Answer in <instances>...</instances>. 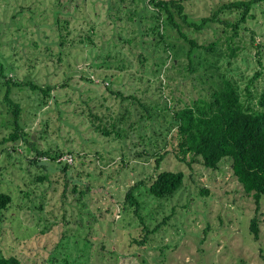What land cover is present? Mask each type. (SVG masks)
<instances>
[{
  "label": "rangeland",
  "instance_id": "rangeland-1",
  "mask_svg": "<svg viewBox=\"0 0 264 264\" xmlns=\"http://www.w3.org/2000/svg\"><path fill=\"white\" fill-rule=\"evenodd\" d=\"M229 1L184 0L190 17L200 23ZM148 2L0 0L1 57L14 63L20 80L57 86L55 98L45 99L37 91L15 90L14 98L24 107V126L39 147L74 157L69 172L61 156L50 161L53 170L41 181L37 177L46 169L29 161L36 155L26 150L28 144L20 143L12 156L0 149V191L13 198L0 210V255H17L22 264H264V195L257 240L250 231L255 199L237 180L231 158L217 168L199 160L186 165L182 188L168 198L152 196L142 184L136 190L139 215L134 207L121 209L130 186L154 174L155 152L174 151L176 145L163 116H149L133 96L149 106L160 103V110L171 97L189 101L191 94L199 96L214 78L205 75L211 81L202 85L197 76L193 91L195 76L183 78L187 75L172 68L169 51L154 42L155 8ZM138 11L146 20L139 22ZM222 16L234 20L238 13ZM58 19L68 21V29L58 26ZM243 26L242 49L236 57H216L222 65L216 72L231 77L246 103L257 107L264 86V0ZM183 27L201 44L226 35L221 22ZM168 38L183 40L177 30ZM218 50L228 52L226 45ZM141 53L149 57L145 69ZM160 55L167 59L163 71L154 67ZM3 92L0 139L15 127ZM115 92L131 98L123 102ZM161 162L174 168L178 161L170 153ZM76 182L84 193L74 191ZM144 222L151 230L161 225L146 245H137L133 238L144 234Z\"/></svg>",
  "mask_w": 264,
  "mask_h": 264
},
{
  "label": "trees",
  "instance_id": "trees-1",
  "mask_svg": "<svg viewBox=\"0 0 264 264\" xmlns=\"http://www.w3.org/2000/svg\"><path fill=\"white\" fill-rule=\"evenodd\" d=\"M148 1L155 8V11H153L154 20L152 19L153 26L151 28L153 33H156L155 37H153L154 42L156 41L155 44L158 46L163 43V49L169 51L167 57L171 58L172 68L175 67L178 69L177 72L187 75L182 76L183 78H190V75L195 76V79L191 78L194 80L193 91L197 76L202 85L209 84V81H211V77L204 78L205 75L211 74L214 78L210 86L200 89L199 96L195 95V97H192L191 94L189 101L171 97L169 101L163 104L164 106L160 110H158L160 103L149 106L144 100L133 96L135 103H139L149 116L154 117L156 115L159 118H161V115L163 116L165 123L169 125H167L168 127L166 126V129L174 131L171 141L172 144L176 145L174 151L166 150V152L162 153L158 150L155 152L156 167L154 174L130 186L126 192L125 201L120 203L121 209L122 211H128L130 207H134L135 213L139 215L142 203L136 195V190L142 184L147 186L148 192L152 196L159 199L168 198L174 196L182 188L185 181L186 165L191 166L193 162L199 160L207 168H217L223 159L231 158L232 169L237 180L243 185L244 191L255 199L256 209L254 216L250 220V231L254 238L258 240L261 231V201L264 195V86L260 93L257 107L250 103L247 104L242 98L239 85L231 77L216 72L219 60L217 61L215 58L224 55L236 57L239 54L242 49L239 43L242 39L241 34L244 32L243 24L251 16L254 7L260 0H231L224 2L215 8L210 16H203L201 23L190 17L184 0ZM144 9H146V6ZM224 12H230V14L238 13V16L231 20L222 16ZM136 13L139 14V22L144 18L146 20V16L144 17L142 12L138 11ZM67 22L61 19L57 20L58 26L63 30L65 28L68 29ZM209 22L225 24L224 32L226 35L224 40L216 39L212 42L201 44L197 38L190 37L184 31V24L201 29ZM161 26L163 27L162 29H160ZM171 30H177L184 42L171 41L168 38ZM86 39L90 41L91 36ZM62 41H66L65 36H62ZM130 42V39L126 40V43ZM218 45H226L228 52L220 53ZM139 55L141 68L145 69V63L149 60V57L142 53ZM211 55L215 59L214 64H212ZM4 59L0 53V92L4 90L3 104L7 106L10 121L15 127L10 130L7 136L0 139V149L6 156H12L14 152H18L20 143L28 144L29 147L26 145V150L36 155L30 158L31 160L29 161L46 169L44 175L37 177V180L42 181L47 179L50 170H53L50 161H55L61 156L62 152L57 150L53 154L51 149L39 147L36 140L33 139L31 131L26 130L24 126V116H22L24 107L20 101L14 98V94L16 89H29L30 91L40 92L43 95V99L55 98L54 90L57 89V86L51 84L41 85L28 77L20 80L15 75V71L18 68L14 66V63L9 64ZM166 63L167 59L160 55V58L155 59L154 67L158 71H163V66ZM221 67L222 65L219 66V68ZM10 73L13 75H10ZM260 74V72L257 73V78ZM168 76L169 74L167 78L170 81ZM218 78L221 79L220 82L215 81ZM115 93L117 96H121L123 102L131 98V96H124L122 92ZM125 109L127 110L128 108ZM164 121L162 120L163 123L160 125L162 128L165 125ZM106 133L109 132L106 131ZM170 153L176 155L177 165L174 168L162 167L161 161H163L165 155ZM137 156H142V153H137ZM73 165L65 162L62 168L64 171L69 172L74 167ZM80 184L78 182L74 186V191L84 193L79 188ZM12 201L11 194L0 191V210L2 212L8 208ZM140 217L142 219V216ZM158 227L151 230L149 225L144 222L142 227L144 234L140 238L135 236L133 240L137 245H146L150 234L154 233ZM0 264H22V262L17 255L10 254L0 255Z\"/></svg>",
  "mask_w": 264,
  "mask_h": 264
},
{
  "label": "built area",
  "instance_id": "built-area-1",
  "mask_svg": "<svg viewBox=\"0 0 264 264\" xmlns=\"http://www.w3.org/2000/svg\"><path fill=\"white\" fill-rule=\"evenodd\" d=\"M47 159V158H45ZM59 161H63L64 163H69V164H73L74 162V157L72 154H63L59 159Z\"/></svg>",
  "mask_w": 264,
  "mask_h": 264
}]
</instances>
